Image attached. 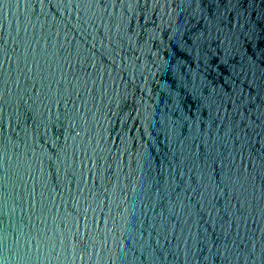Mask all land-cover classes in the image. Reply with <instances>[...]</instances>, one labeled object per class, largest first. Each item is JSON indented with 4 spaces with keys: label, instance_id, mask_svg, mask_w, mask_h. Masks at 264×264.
I'll list each match as a JSON object with an SVG mask.
<instances>
[{
    "label": "water",
    "instance_id": "obj_1",
    "mask_svg": "<svg viewBox=\"0 0 264 264\" xmlns=\"http://www.w3.org/2000/svg\"><path fill=\"white\" fill-rule=\"evenodd\" d=\"M0 264H264V0H0Z\"/></svg>",
    "mask_w": 264,
    "mask_h": 264
}]
</instances>
